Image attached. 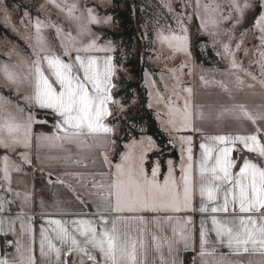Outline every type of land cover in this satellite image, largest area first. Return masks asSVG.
Returning <instances> with one entry per match:
<instances>
[{"label": "snow or ice", "instance_id": "snow-or-ice-1", "mask_svg": "<svg viewBox=\"0 0 264 264\" xmlns=\"http://www.w3.org/2000/svg\"><path fill=\"white\" fill-rule=\"evenodd\" d=\"M48 5L74 27L75 35L50 17L33 20L27 10L20 19L25 32H20L9 9L0 4L4 26L19 34L31 50L21 56L13 49L7 56L15 54L17 62L0 63V83L24 102L21 106L0 96V149L5 150L0 155V235L12 237L4 242L0 264H156L157 260L159 264H183L179 254L188 251L196 253L193 264H264V0H229L226 15L216 2L189 0L174 7L170 0H161V7L176 27L166 17L163 22L158 18L152 27L153 50L159 49L158 60H174L180 54L186 58L178 68L169 69L175 83L169 85L161 73L165 92L172 95L155 94L156 103H163L166 109L165 116L157 113V119L169 143L175 146L179 142L181 153L179 174L169 160L162 180L158 163L150 175L145 167L147 152L154 147L151 137L126 144L114 171L108 158L107 145L116 141L110 139L115 128L106 120L113 115L112 105L121 111L123 106L112 92L117 87V65L112 55L93 54L113 52L112 43L98 44L99 34L90 26L108 24L111 17H100L95 8L81 9L77 2L67 0H46L39 10ZM190 7L192 14L188 15ZM250 11L255 13L252 28L240 34L233 49L232 32ZM185 16L200 20V28L213 37L214 46L220 43L215 39L220 34L215 29L232 22L231 29L224 30L229 42L222 44V52L217 51L228 62L224 78L200 77L205 85L219 87L231 103L208 105L205 110V106L193 103L192 88L180 83L191 57ZM248 31L258 41L253 45L250 64L258 65L259 76L243 68L236 56ZM244 55H249L248 48ZM241 72L252 83H246ZM145 77L147 82V72ZM257 86L261 89L260 104L236 102L234 89ZM40 113L54 121L50 134L34 131L36 125L49 123ZM245 122L253 126L251 131ZM208 127L217 131L209 133ZM185 132L200 134L198 154L193 151V136L183 135ZM34 146L67 153L60 157L66 161H72V147L78 151L104 147L101 154L109 165V171L87 176L66 173L75 178L82 191L57 178L56 183L65 184L85 209L92 210L62 213L59 218L42 213L44 223L38 236L31 211L32 193L13 188V173H20L22 167L8 154L24 149L19 155L24 164H30L29 151ZM74 163L80 165L82 161L76 159ZM196 195L202 214L198 246L192 217L172 215L194 211ZM145 213L153 216L148 218ZM69 215L71 218H64ZM244 256L248 259H232Z\"/></svg>", "mask_w": 264, "mask_h": 264}, {"label": "rangeland", "instance_id": "rangeland-1", "mask_svg": "<svg viewBox=\"0 0 264 264\" xmlns=\"http://www.w3.org/2000/svg\"><path fill=\"white\" fill-rule=\"evenodd\" d=\"M46 0H0V4L6 6L9 9V12L11 14L12 22L16 25V27L20 30V32H25V28L23 25L20 24V19L23 17V13L25 10L29 11L31 18L35 20L36 18L46 20L49 17L51 20L56 21L58 24H61L66 30L70 29L73 32V35H75V29L74 27L70 26L66 20H64L63 15L59 13L55 8L51 7V5H48L45 7L43 11H40V5L45 4ZM68 3L77 2L79 4V7L81 9L84 8H95L97 15L100 17L104 16H110L111 15L107 12H105L106 9L110 8L112 5L111 0H67ZM139 5V10L137 12V21H138V29L139 34L138 36H134L133 38V52L137 53L140 52L143 59L150 65V69H145L143 74V82L145 87L147 88L148 95L151 92L152 95L150 97L149 95V103L151 100V105L154 107L155 105L159 108V110L164 111V115L166 113V109L163 105L156 103V92L160 91L161 93L165 94L166 96H171V91L165 92V90H162L164 86V82L161 79V73L164 74V80L168 81L169 85L175 83V81L171 80V72L169 69L171 68H178L184 61L185 57L180 54L177 55V57L174 60H166V59H157V56L161 53L159 52V49L157 48L156 51L153 50V46L151 44V37H152V27L155 21L160 18L163 22V18L166 17L167 20L172 23V17L167 13V10L161 7V0H137ZM170 2L173 4V6H177L180 4H186L189 2V0H170ZM194 3V0H192ZM202 2H216L220 3L223 7V12L226 15L228 12V4L229 0H202ZM242 2V0H241ZM122 6H124L122 4ZM188 15L192 14V8H188L187 10ZM79 14V13H77ZM2 13H0V25L8 32V34H1L0 33V63H16L17 57L14 54L11 58L7 56V53L9 51H12L13 49L15 52H18L21 56H26L30 54V49L28 48L27 43L24 39L21 38V36L17 33H14L11 30V27H5L2 19ZM255 13L249 12L247 13L245 19L242 21L241 24L237 25L235 30L232 32V41H231V47L234 49L235 44L240 41V34L242 32H245L246 29H251L253 24V16ZM184 22L186 26L188 27L189 31V38H190V50H191V57L188 59V67L183 70V75L181 76L180 83L183 84V82L186 81V79L190 80L193 78V76L197 75L199 76V73L201 71L200 66H197V64L194 62V55H193V49L195 47H198L200 51L203 52V54L207 53V50L212 48L216 55L217 51H223L222 44L228 43V36L224 34V30L231 29L232 22L227 21L218 26L216 31H218L220 34L215 38L216 40H219L220 43L215 44L214 46V39L213 37L206 34L201 28H200V20L197 19L195 16H192L191 20L188 19V16L184 17ZM104 27V28H114L116 26L115 22L113 21L111 17V22L108 24H100V25H91V29L93 33L98 34L93 27ZM173 27H176L174 23H172ZM209 31H213V29L210 27ZM51 35H54L52 33ZM147 37V38H146ZM98 41V40H97ZM258 41L254 38V33L252 31H248L246 35L243 38V43L241 44L240 50L236 53L237 60L242 62L243 68L248 69L253 74L259 76L260 71L258 65L255 63H251L250 61L253 60L252 56V49L253 45L257 44ZM115 48V47H114ZM249 49V55H244V49ZM164 56H167L168 53L165 51L163 53ZM217 57L221 60V62L224 65V72L228 68V62L222 58V56L217 55ZM202 67V66H201ZM189 69L191 70V75L188 74ZM205 75L208 78L213 79H223L222 73L219 70H215V67H206L204 68ZM145 72L148 73L147 82L145 77ZM120 73L124 74L126 77L130 78L131 75L127 72V70L122 67L121 65H117V76L116 79L120 78ZM241 77L246 81V83H252L251 79L249 77L244 76L243 72L240 73ZM159 80V82H158ZM162 84H161V83ZM163 85V86H162ZM185 87V85H183ZM203 92H219L222 93L223 91L215 86V85H206ZM1 89H4L8 91L12 97L6 96L2 93ZM242 90L244 91H259L261 90L259 86L255 87L254 89H249L247 87H244ZM168 93V94H167ZM186 95V93L184 94ZM0 96L7 97L11 99L12 101L16 102L18 101L21 106H24L20 102V98L14 93V91L11 88L4 87L2 83H0ZM115 100L120 101V104L123 106V111L120 110L119 106L112 105V111L113 115L110 117H114L115 114H121L123 117L126 116L128 107L123 105L121 103V100L118 98H114ZM137 98H134L131 103V107H134L137 105ZM180 105L183 106V100L181 99L179 101ZM155 104V105H154ZM159 111H157L158 113ZM166 118V117H165ZM161 122V120H160ZM162 124V123H161ZM111 125L115 128L114 136L119 135V126L117 122H112ZM163 128V127H162ZM142 137H151L148 134H142ZM184 135V134H183ZM186 135V134H185ZM133 139V138H132ZM141 139V138H140ZM152 141L155 144L154 139L151 137ZM136 140V139H135ZM139 141V140H138ZM21 158V157H20ZM176 152H173L172 155L168 156L166 159V165H167V172H168V161L172 160L174 162V165L176 166V171L178 174L179 171V164L176 163ZM154 162V161H152ZM158 163L160 166V172L161 175L164 173L161 168V164L159 160L155 162V164ZM151 165V164H150ZM167 174V173H166Z\"/></svg>", "mask_w": 264, "mask_h": 264}, {"label": "crops", "instance_id": "crops-1", "mask_svg": "<svg viewBox=\"0 0 264 264\" xmlns=\"http://www.w3.org/2000/svg\"><path fill=\"white\" fill-rule=\"evenodd\" d=\"M97 27V26H94ZM93 27V29H94ZM110 40L103 39L99 35V39L97 41L98 44L104 45L106 42ZM112 43V42H111ZM112 47L114 49V45L112 43ZM94 55L98 56H104V55H112L111 53H93ZM67 59V58H65ZM195 62V61H194ZM113 63H114V57H113ZM196 63V62H195ZM201 69L199 76H193L192 79L188 80L186 79L185 82H183L182 85H185V87H190L193 90V103L195 105H203L205 106V110H207L208 105H214L219 106L221 104L231 103L227 99V94L224 92H203L206 85L201 81L200 77L201 75H205L204 68L206 67H213V66H203L198 65ZM202 66V67H201ZM215 70H219L221 72H224L225 68L219 69L215 67ZM208 80H216L219 81L221 79H213L208 78ZM159 82V80H158ZM161 83V82H160ZM162 84V83H161ZM214 85V84H209ZM163 86V85H162ZM162 90H165V87H162ZM148 92V91H147ZM259 91H244L239 90L236 91L233 90V94L236 97V102L238 103H246L249 106H254L257 104H260V98H259ZM253 93H256L257 95H253ZM168 94V93H167ZM20 102L24 104L23 100L21 99ZM155 105V104H154ZM148 106H149V95H148ZM154 110L156 120L159 124V127L162 129V131L166 134V136L169 139V136L165 130L162 128V124L159 119H157V111L161 114V116L164 115V111L159 110V108L155 105L154 107H150ZM110 117V116H109ZM107 118V120L109 119ZM40 118L44 119V116L42 113H40ZM106 120V123H107ZM52 123H54L53 119L51 121L50 125H36L34 128V131L36 133H45L50 134L53 129L51 127ZM247 123L248 130L251 131L253 126L250 124V122ZM227 130V129H225ZM209 133H214L217 131L215 127H208L206 129ZM182 134L186 135H192L193 136V151L194 153L198 154L199 152V143H200V134L199 133H191V132H185ZM114 134L110 136V139L113 140ZM143 135L139 136L136 139L137 141L142 138ZM133 139L128 140L124 143L123 150L121 151L120 155L125 151V145L130 143ZM115 145V144H114ZM113 144L107 145V152H108V158L112 162L114 171V165L116 163L120 162V155L117 160H112L111 156L113 154L114 149ZM104 147H93L91 150H88L85 148L82 151H78L75 147H72V161H66L64 159H61L60 157H63L67 155V153L60 152L58 150L49 149L47 147H41L37 149L35 146L29 151V159L31 161L30 164H24L20 158L19 153L25 151L24 149H19L16 153H8L13 160H15L17 163L21 164L22 171L20 173H13V188L24 192L28 191L32 193V206L31 211L34 216L33 224L35 232L38 236L39 229L41 224L44 223V220L42 219V213L45 215H51L54 217L59 218V214L62 213H80L82 211H91V207L85 209L84 205H82L79 200L76 198V196L73 194V192L65 185L56 183L57 178H60L68 183H71L73 186L77 188V191H82L77 181L74 177L66 175V173H83L86 176L91 173L96 172H107L109 171V165L104 163L103 155L101 154L104 151ZM158 150V146L155 142L154 147L151 148L147 152L146 155V162L148 161V156L150 153L155 152ZM176 152V155L178 158H176V163L180 164L181 160V153H180V147L179 142H175L174 151ZM5 153L4 149H0V155H3ZM76 159H80L82 163L80 165H77L74 163ZM165 159V171L160 176V179H163V175L167 173V165H166ZM154 162H151V165L149 168L145 167L148 172V174H151V168L155 164V162L158 161V159L153 160ZM179 174V171H178ZM52 181L50 183L49 181ZM43 202V203H42ZM200 206V199L199 196L196 195L193 200V208L194 211L189 212H181V213H172L174 216L179 217H185V216H191L194 223V236L197 240V246H198V231H199V222L202 218V214L198 211ZM17 209L14 207L13 211H16ZM146 217L151 218L153 216L152 213H145ZM161 215H164L163 213ZM65 219L71 218L69 216H64ZM18 226V225H17ZM151 227V225H150ZM3 239H12L11 236L5 237L3 235H0V254H2L4 250V246L2 243ZM8 251H12V249H8ZM226 252V249L222 250ZM181 259L183 260V264H193V256L196 255L193 251L188 252H181L180 254ZM71 259V258H70ZM232 259H248V257H232ZM156 264H159V261H156Z\"/></svg>", "mask_w": 264, "mask_h": 264}, {"label": "trees", "instance_id": "trees-1", "mask_svg": "<svg viewBox=\"0 0 264 264\" xmlns=\"http://www.w3.org/2000/svg\"><path fill=\"white\" fill-rule=\"evenodd\" d=\"M111 1V7L106 9L105 12L111 15L116 26L114 28L94 27V30L101 38L110 40L113 43L115 47L113 51L114 64L121 65L131 75L128 78L120 73L119 79L114 78L117 87L112 90L113 96L120 99L121 103L128 107V111L125 117L114 112V117H109L107 120V123L117 122L119 126V135L113 136L116 143L111 159H118L125 142L132 138H138L142 134H148L156 142L158 150L149 154L146 167L149 168L151 162L158 159L162 171H164L165 159L173 154L174 146L169 143L168 137L159 127L154 110L148 106V92L143 82V74L145 69L151 67L143 59L140 52H133V38L139 34L137 21L139 5L137 0ZM0 33L8 34L1 25ZM193 55L198 65L224 68L223 63L212 48L208 49L206 54H203L198 47H195ZM1 91L4 95L12 97L8 91L4 89H1ZM134 98H137L138 102L136 106L131 107ZM42 114L49 121L48 124L44 125H50L52 117H45L44 113Z\"/></svg>", "mask_w": 264, "mask_h": 264}, {"label": "built area", "instance_id": "built-area-1", "mask_svg": "<svg viewBox=\"0 0 264 264\" xmlns=\"http://www.w3.org/2000/svg\"><path fill=\"white\" fill-rule=\"evenodd\" d=\"M5 240H6V239H3V240H2L3 246H4V242H5Z\"/></svg>", "mask_w": 264, "mask_h": 264}]
</instances>
